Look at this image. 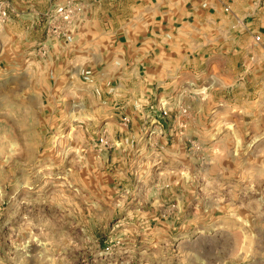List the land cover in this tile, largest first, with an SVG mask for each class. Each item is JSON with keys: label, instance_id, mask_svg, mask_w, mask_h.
<instances>
[{"label": "rangeland", "instance_id": "rangeland-1", "mask_svg": "<svg viewBox=\"0 0 264 264\" xmlns=\"http://www.w3.org/2000/svg\"><path fill=\"white\" fill-rule=\"evenodd\" d=\"M203 4L198 71L116 115L0 0V264H264V0Z\"/></svg>", "mask_w": 264, "mask_h": 264}, {"label": "crops", "instance_id": "crops-1", "mask_svg": "<svg viewBox=\"0 0 264 264\" xmlns=\"http://www.w3.org/2000/svg\"><path fill=\"white\" fill-rule=\"evenodd\" d=\"M163 1L31 0L26 13L32 31L41 30L40 38L49 51L73 59L75 66L69 70L73 76H80L86 68L92 70L87 93L113 106L111 113L117 115L115 105L121 102L130 110V103L138 97L137 88L165 87L170 83L166 80L174 78L171 73L182 68L197 72L203 28L228 19L203 18V0ZM60 5L69 6L72 15L67 21L59 19L60 27L53 33L47 10Z\"/></svg>", "mask_w": 264, "mask_h": 264}, {"label": "built area", "instance_id": "built-area-1", "mask_svg": "<svg viewBox=\"0 0 264 264\" xmlns=\"http://www.w3.org/2000/svg\"><path fill=\"white\" fill-rule=\"evenodd\" d=\"M50 23H53V21H58L59 19L63 21H67L70 19L72 15V9L69 6L66 5H60L57 6L55 9L50 11ZM57 27H55L56 29ZM258 39H260V36H257ZM90 73V72H88ZM166 113V112H165Z\"/></svg>", "mask_w": 264, "mask_h": 264}]
</instances>
